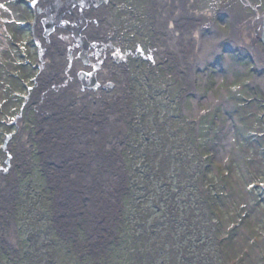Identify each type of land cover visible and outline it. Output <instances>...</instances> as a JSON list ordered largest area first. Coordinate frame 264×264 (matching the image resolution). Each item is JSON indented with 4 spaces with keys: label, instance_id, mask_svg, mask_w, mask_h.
I'll return each mask as SVG.
<instances>
[{
    "label": "rangeland",
    "instance_id": "rangeland-1",
    "mask_svg": "<svg viewBox=\"0 0 264 264\" xmlns=\"http://www.w3.org/2000/svg\"><path fill=\"white\" fill-rule=\"evenodd\" d=\"M181 3L0 0V264H264V0Z\"/></svg>",
    "mask_w": 264,
    "mask_h": 264
},
{
    "label": "bare ground",
    "instance_id": "bare-ground-1",
    "mask_svg": "<svg viewBox=\"0 0 264 264\" xmlns=\"http://www.w3.org/2000/svg\"><path fill=\"white\" fill-rule=\"evenodd\" d=\"M181 1H183V0H174V2H178V6H177V9L179 10V14L181 15V12L183 11V8L181 7V5H182V3H181ZM172 4H174V3H172ZM175 6V5H174ZM176 16V15H175ZM171 16V15H169L168 16V19H169V17H170V19L174 22V23H177V24H180L181 23V19H180V17H178V16ZM185 16V15H184ZM199 16L200 15H198V14H194V13H192V15H191V17H189L190 18V20L188 21V24H190L191 22H193V19H198L199 18ZM188 17V14L185 16V18H187ZM262 22V17H261V15H259V18H256V16L253 14V13H250L249 15H247L246 16V18H245V21H244V26L246 27V30H248V32L250 33V31L252 30V28L251 27H249V25H250V23H252L253 25V28L255 29V30H258V28H259V25H260V23ZM263 23H264V21H263ZM236 24H238V26L240 25L239 23H237L236 22ZM212 25V24H211ZM173 30V29H172ZM171 30V31H172ZM251 34V33H250ZM262 37H264V34H263V36ZM249 42H251L252 41V38H249ZM245 41L246 42H248V39H245Z\"/></svg>",
    "mask_w": 264,
    "mask_h": 264
}]
</instances>
